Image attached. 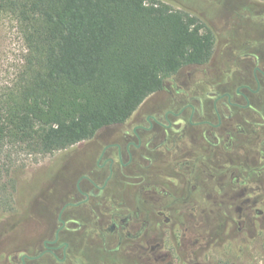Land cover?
<instances>
[{
    "label": "flooded vegetation",
    "instance_id": "flooded-vegetation-1",
    "mask_svg": "<svg viewBox=\"0 0 264 264\" xmlns=\"http://www.w3.org/2000/svg\"><path fill=\"white\" fill-rule=\"evenodd\" d=\"M242 59L221 78L170 77L72 146L80 166L53 227L8 264H203L235 220L250 233L264 217V46Z\"/></svg>",
    "mask_w": 264,
    "mask_h": 264
},
{
    "label": "trees",
    "instance_id": "trees-1",
    "mask_svg": "<svg viewBox=\"0 0 264 264\" xmlns=\"http://www.w3.org/2000/svg\"><path fill=\"white\" fill-rule=\"evenodd\" d=\"M0 12L15 18L26 50L0 96V214L14 208V155H53L125 123L214 52L198 17L157 0H0Z\"/></svg>",
    "mask_w": 264,
    "mask_h": 264
},
{
    "label": "rangeland",
    "instance_id": "rangeland-1",
    "mask_svg": "<svg viewBox=\"0 0 264 264\" xmlns=\"http://www.w3.org/2000/svg\"><path fill=\"white\" fill-rule=\"evenodd\" d=\"M157 1L198 17L214 34L211 60L183 68L177 73L183 78L191 73L194 81L221 78L244 63V54L264 46V0ZM25 52L15 18L0 12V96L17 83ZM73 153L69 148L49 156L21 153L12 157L14 208L0 214V264H8L9 255L33 250L36 240L53 227L54 215L71 188L74 169L80 166L76 158L70 159ZM235 221V234L220 235L217 250L203 252V264H264V217L254 213L250 233L245 235L239 234L241 221Z\"/></svg>",
    "mask_w": 264,
    "mask_h": 264
}]
</instances>
